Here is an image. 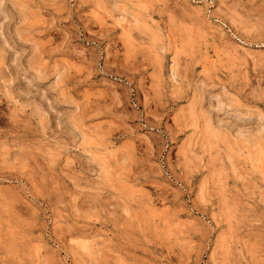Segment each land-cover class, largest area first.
Masks as SVG:
<instances>
[{"label":"rangeland","instance_id":"374dc122","mask_svg":"<svg viewBox=\"0 0 264 264\" xmlns=\"http://www.w3.org/2000/svg\"><path fill=\"white\" fill-rule=\"evenodd\" d=\"M0 264H264V0H0Z\"/></svg>","mask_w":264,"mask_h":264}]
</instances>
